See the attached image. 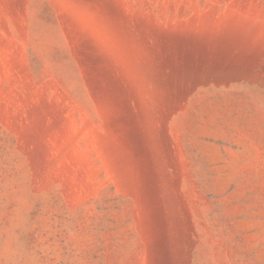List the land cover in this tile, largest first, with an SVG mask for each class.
Returning a JSON list of instances; mask_svg holds the SVG:
<instances>
[{
  "label": "rangeland",
  "instance_id": "1",
  "mask_svg": "<svg viewBox=\"0 0 264 264\" xmlns=\"http://www.w3.org/2000/svg\"><path fill=\"white\" fill-rule=\"evenodd\" d=\"M0 264H264V0H0Z\"/></svg>",
  "mask_w": 264,
  "mask_h": 264
}]
</instances>
